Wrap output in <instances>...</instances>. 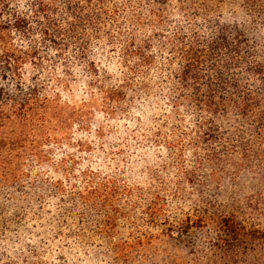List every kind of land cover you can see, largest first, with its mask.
<instances>
[{
	"label": "trees",
	"instance_id": "1",
	"mask_svg": "<svg viewBox=\"0 0 264 264\" xmlns=\"http://www.w3.org/2000/svg\"><path fill=\"white\" fill-rule=\"evenodd\" d=\"M197 1L0 0V264H136L138 256L186 264L155 250V232L181 243L206 220L173 223L168 198L228 170L264 185V46L249 21H264V0H230L248 20L235 11L232 23L207 25L210 33ZM142 98L147 116L134 117ZM156 100L164 111L157 128ZM130 132H154L167 153L149 184L83 159L104 153L107 136ZM93 133L98 143L77 137ZM221 223L233 238L244 231L233 216Z\"/></svg>",
	"mask_w": 264,
	"mask_h": 264
},
{
	"label": "rangeland",
	"instance_id": "2",
	"mask_svg": "<svg viewBox=\"0 0 264 264\" xmlns=\"http://www.w3.org/2000/svg\"><path fill=\"white\" fill-rule=\"evenodd\" d=\"M243 7L244 5L241 7L233 5L230 0H200L192 4L193 9L204 14L206 19L204 25L206 26L215 22L232 23L237 18L234 15L235 11H241L246 18L245 20H248L246 15L248 10ZM250 16L249 21L252 22L253 28L262 33V37L258 40V45L261 46L260 49L262 50L264 46V21L256 15L250 14ZM210 28L206 27L207 33H210ZM252 36L253 34H250L249 37L252 40L259 38ZM257 55L260 57L258 58L260 61H264V50L258 51ZM158 63L160 66L166 62L159 58ZM149 79L152 85L158 88L157 92L161 93L159 89L163 85L155 71H151ZM73 93L76 98L81 95L75 86ZM64 96L67 98L69 95L65 94ZM146 101L144 98L140 100V105L138 104L140 113L137 111L133 112L134 117H139V114L143 118L147 116L141 114V110L145 109ZM156 103L157 100L154 103L152 121L150 122V124L152 123L151 127L155 128L163 125L160 119L164 113V111L159 109V106H156ZM102 120L99 116L95 119L98 123H101ZM115 126L120 128L121 126L123 127V124L120 122ZM184 126H189L188 119H186ZM153 133L146 132L145 136H143L144 133H136V136H134L130 132L126 133V135L118 136L119 140L111 137V135L107 136L103 140L106 150L104 151L105 154L97 152L91 156L84 155L83 159L94 169H111L110 171L119 172L122 175L125 174L127 180L130 178L141 184H149L152 180L148 177V173L150 175L151 171L160 172L161 165L159 161L167 156L165 151L155 146L157 138L154 136L155 133ZM77 137L98 143L94 133L86 136L78 135ZM117 145L122 146L124 152L125 150L127 151V159L119 161L120 159L112 154L111 151L120 149L114 147ZM261 148H264L263 144ZM187 157L191 160L193 159V154L187 153ZM201 169L202 180H205L204 173L207 174L208 171L205 168ZM231 174L229 170L227 175L219 172L217 175H219L220 180L211 183L207 182L201 187L195 188L196 191L194 192L186 188L181 199H175L173 196L168 198L167 215L173 223H178L186 215H189L192 219L197 217L204 218L206 225L202 229H192L188 235L189 239L181 243L168 240L161 236L160 232H155V237L160 235L155 244V250L161 256L169 257L176 254L184 262L186 261V264H264V185L260 184L258 177L247 172H244L237 179H232ZM175 175L174 172H171L165 173L163 176L165 181L169 183L176 182V179H174ZM231 216L235 217L244 227V231L235 238L224 230L221 223L222 217ZM145 230L142 229V231ZM220 239H226L234 247L228 250V246H222L221 250ZM223 249L224 251L226 250L225 254ZM4 255L0 249L1 263L7 261ZM142 258L138 256L136 264H142ZM170 262L166 264H170ZM155 263L156 261L152 257L146 262V264Z\"/></svg>",
	"mask_w": 264,
	"mask_h": 264
}]
</instances>
